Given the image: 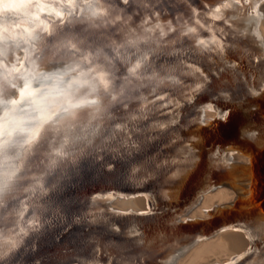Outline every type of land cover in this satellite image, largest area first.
Returning <instances> with one entry per match:
<instances>
[{"label": "bare ground", "instance_id": "1", "mask_svg": "<svg viewBox=\"0 0 264 264\" xmlns=\"http://www.w3.org/2000/svg\"><path fill=\"white\" fill-rule=\"evenodd\" d=\"M121 1L125 0L120 2L97 0L93 2L94 5L73 9L68 12L64 23L53 26L48 38H37L36 33L23 31L15 32V38L5 40L3 37L9 34L2 29L6 26H3L2 21L4 15L0 14V44L4 40L8 41L6 48L1 49L0 46V59L2 56L3 59L11 56V51L15 52L17 46L27 51L25 66L19 73H11L0 66V140L3 139L4 128L9 120L15 121L20 128L28 129L27 135H31L34 127L42 125L36 139L30 144L23 148L13 144L6 150L7 154L13 157L17 152L20 153L19 159L14 162L21 163L22 167L8 187L0 192V237H8V240L0 238V264H18L17 261L29 258L27 255L31 250L40 246L36 244L42 239L44 244L48 237L54 234V231H51L48 235V230L53 226L64 228L71 223L76 224L77 220L82 223L87 219L90 223L95 220L94 214L77 215L83 211L78 207L81 205L78 198L87 200L86 191H97L100 186L122 191L123 185L119 184V181L123 178L142 173L147 176L157 168L163 171L164 167L167 168L165 176L172 177L171 182L174 183L175 175L190 170L193 162L208 163L210 148L208 141H221L235 133L238 134V131L216 127L181 128L176 120L186 117V111L190 109L187 102L189 98L186 100L185 89L180 85L182 81L163 77L178 72L184 75L188 71L187 69L181 71L184 64L196 61L198 57V52L193 54L196 50V46L193 47L194 40L200 47L206 43H213L218 35L227 38L226 35L228 36L230 31L226 27H232L235 17L240 15V4L243 5L244 14L249 20V30L252 28L250 34L252 38L249 39L264 46V0L166 1V4L173 3L163 11L156 12L149 20H155L152 22L156 23L164 21L165 24L171 23L174 26V21L180 19V23L172 28L180 32L174 46L185 43L192 46L189 49L169 47L173 51L165 50L169 49L168 47L160 48L162 50L159 47L154 48L153 44L156 43H151V48L125 46L122 37L130 30L138 10L146 8L147 5H156L160 0H146L148 3L127 0L124 4H121ZM22 2L23 0L12 1L14 4ZM97 8L104 9V14L93 16L91 9ZM210 35L212 37L208 38ZM201 41L204 43H200ZM245 41L246 39H241L238 45L248 54L245 55L242 51V54L236 55L247 60L258 48L250 46ZM216 42L217 40L215 44ZM137 61L140 62V68L131 73L129 69ZM204 61L205 58L202 59V62ZM164 65H167V72L159 71ZM54 69L58 71L54 72ZM89 69L92 71L89 72ZM101 71L106 73L111 81L107 90L115 91L114 95L102 94L105 89L97 80L92 79L95 73ZM146 72L154 76H146ZM50 73L54 74L51 81H48L45 77ZM74 81H79L81 85H76ZM85 81H88L89 85H86ZM39 82L45 85L41 92L35 91L39 87ZM25 84L29 87L25 88ZM255 86H257L255 89L264 95V81H256ZM93 87L95 92L92 91ZM157 90L165 94L163 103L168 114L157 110L155 108L157 101L150 98ZM93 97L99 99L98 104H83L84 100ZM14 99L20 103L17 105L5 103ZM119 103L122 106L115 111L112 110L113 105ZM9 109L11 110L7 111ZM53 112L57 115L53 116ZM210 115L206 112L205 118H209ZM33 116L37 117L35 122L31 121ZM56 121L59 123L55 124ZM195 133L201 135L203 139L198 140ZM247 133L249 132L243 131L241 138L249 142ZM183 136H187L189 144L178 148L171 145L154 147L158 146L160 141L164 143L172 139L178 141L179 137ZM231 137L228 140L231 143L242 148L248 147V143L244 141L238 143L237 139ZM24 138L27 137L19 134L13 136L17 142ZM191 144H194L195 152L188 153ZM136 152L148 154L152 159L141 163L128 160V156ZM2 156L3 153L0 152V159ZM231 160L240 162L245 159L235 154ZM262 172L264 166L258 173ZM210 173L237 181L244 178V175L237 172L235 174L219 170L216 165L212 166ZM172 174L174 177L169 176ZM259 177L262 179L261 175ZM92 180H96L94 186L88 184ZM166 183L164 180L163 186ZM69 191L75 192L76 195L65 198ZM234 197L235 193L230 186L226 184L216 186L212 192L204 196L200 207L198 206L193 214L206 217L208 208L216 203L218 205L230 203ZM64 198L67 202H63ZM106 204L116 210L144 209L146 199L143 196L116 198ZM88 209L90 212L95 210L93 206ZM102 213L103 217L108 216ZM95 218L103 221L102 224L98 223L106 229H113L115 222L121 223L127 229L135 226L132 220H124L122 223L115 218L107 220L98 215H95ZM242 224H246V221ZM45 227L47 233L43 231ZM255 229L257 233L258 229ZM162 232L157 229L155 235L162 237ZM210 233V229L203 230L192 240ZM46 234L48 237L44 236ZM250 235L247 230L231 229L217 232L209 239L192 241L172 259L171 264L210 262L218 264L243 251L250 242ZM178 238L179 236L171 237L173 240ZM103 243L100 244L102 249L98 250L102 254L80 248L82 253H73L62 260L61 264L144 263L140 255L129 258L121 256L122 259H119V255L115 254L116 257H112V254L123 251L106 242ZM183 244L181 242V245Z\"/></svg>", "mask_w": 264, "mask_h": 264}, {"label": "water", "instance_id": "2", "mask_svg": "<svg viewBox=\"0 0 264 264\" xmlns=\"http://www.w3.org/2000/svg\"><path fill=\"white\" fill-rule=\"evenodd\" d=\"M12 1L14 0H0V14L4 15L2 18L3 26H6L10 32L12 30L23 32L28 29L30 32L36 33L37 38H48L53 31V26L65 22L68 12L75 8L94 5L93 2L97 0H87V3L85 0H73L72 4H69L68 0H23L20 4H14ZM116 1L120 2V0ZM166 1L168 0H160L156 5H147L146 8L138 10L130 30L122 37L125 46H131V48L147 46L151 48V43H156V45L153 44V47H159V49L174 46L180 32L174 31L172 28L180 23V19L177 22L174 21V26L171 23L165 24L164 21L156 23L152 22L155 20H149L150 17L155 16L156 12L163 11L173 3L166 4ZM134 2L148 3L146 0ZM37 3L45 5V11L39 12L36 7ZM124 3L125 1H121V4ZM5 4H12L14 7L5 8ZM243 9V5L240 4V15L235 17L232 27H226L230 31V34L226 35L227 38L218 35L213 43H206L200 47L194 40L195 45L193 47L196 46V50L193 54L198 52V57L196 61L184 64L181 71L186 69L188 71L184 75L178 72L163 78L182 81L180 85L185 89L186 100L189 98L187 102L190 104V109H187L186 117L176 120L182 126L181 128L211 127L213 129L216 127L217 129L238 131V134H234L235 136L230 134L233 138L230 137L237 139L238 143H242V141L248 143V147L242 148L238 144L231 143L228 141L230 137L221 141L211 140L208 141L210 146L207 156L208 163L193 162L190 170L175 175L174 183L171 182L172 177L167 178L165 176L167 168L164 167L163 171L157 168L147 176L142 173L129 175L127 178L125 177L126 179L123 178L119 181V184L123 185L122 191H115L107 186H100L98 187L99 190L94 192L86 191L88 199H79L81 198L79 197L80 206L76 202V205L83 210L77 215L91 216L94 214L93 218L96 221L93 220L90 223V220L87 219L82 223V221L77 220L76 224L71 223L64 228L51 227L48 230V235L51 231H54V234L50 237L47 234L44 235L48 237L47 241L43 244L44 239H42L40 243L36 244L40 246L33 248L27 255L29 258L21 259L16 263L61 264L62 260L67 259L73 253H82L80 248L102 254L98 250L102 249L100 244L106 242L108 245H113L115 249L123 251L119 254H112V257H116L115 254L119 255V259L140 255L144 259L142 264H171L172 259L190 242L209 239L217 232L224 230L237 229L250 232V242L243 251L231 256L228 260L218 262V264H264V172L258 173L264 166V95L255 89L257 88L255 86L256 81H264V46H260L254 40L249 39L252 38L250 35L252 28L250 27L249 30V20ZM57 11L62 12L63 15L57 16ZM207 37H212V35ZM157 38L159 39L156 42ZM241 39H246L247 44L258 48L256 53L251 52L252 54L248 56L247 60L243 59V56L238 57L236 55L248 54L242 50V46H239L238 41ZM215 40H217V45ZM7 42L5 40L1 42V49L6 48ZM177 47H179L178 49H189L192 46L185 43L173 48L177 49ZM165 50L173 51L172 48ZM26 58L27 51H23V48L17 46L15 52L11 51V56H6L5 59L3 56L1 57L0 66L11 73H19L25 66ZM204 58L205 61L202 62ZM166 67L167 65L162 66L159 71L167 72ZM137 75L138 73H136ZM147 75L154 76L146 72ZM73 83L81 85L79 81ZM198 85H202V87ZM140 88L142 87L140 86ZM102 94L114 95L115 91L112 92L109 89L103 91ZM164 95L157 90L150 98L157 101L155 103L157 110L168 114L163 103ZM113 106L112 110L115 111L122 105L119 103ZM206 112L211 114L209 118H205ZM58 123L59 121L55 122V124ZM55 124L52 126L55 127ZM243 131L249 132L246 134L249 136V142L241 138ZM195 135L198 140L203 139L201 135L199 136L197 133ZM189 143L187 136H183L179 137L178 141L175 139L167 143L160 141L159 145L154 147L171 145L173 148L176 146L178 148ZM191 145L188 153L195 152L194 144ZM235 154L243 156L245 160L232 161L231 157ZM151 159L148 154H137V152L128 156V160H134L138 163ZM213 165L218 166L219 170L223 169L235 174L237 172L244 175V178L237 181L233 178H222L220 174L211 175L210 171ZM260 175L262 179H260ZM169 176H173V174ZM164 180L167 181L165 186H163ZM88 181L85 180V182ZM94 183L96 180H92L88 184L94 186ZM222 184L232 188L235 193L234 200L224 205L214 204L206 210V217L193 214L195 209L200 207V202L204 196ZM145 186H147V190L144 189ZM73 194L76 195L75 192L69 191L65 198L73 197ZM135 196L145 197L146 207L144 209L116 210V208L112 209L110 205L106 204L116 198L127 199ZM65 198L63 202H67ZM91 206L95 210L90 212L88 207L91 208ZM102 212L108 216L103 217ZM95 215L107 220L115 218L118 219L116 221L122 223L124 220H132L135 222V226L127 229L121 223L115 222L113 229H106L101 225L103 221L96 219ZM244 221L246 224H242ZM46 227L43 231L47 233ZM255 228L258 229L257 233ZM157 229L163 231L162 237L155 235ZM209 229L211 230L210 234L204 237L198 236L192 240L198 233ZM174 236H179V238L171 239ZM178 240L180 241L177 242ZM181 242L184 244L181 245Z\"/></svg>", "mask_w": 264, "mask_h": 264}, {"label": "clouds", "instance_id": "3", "mask_svg": "<svg viewBox=\"0 0 264 264\" xmlns=\"http://www.w3.org/2000/svg\"><path fill=\"white\" fill-rule=\"evenodd\" d=\"M69 4L73 3V0H68ZM85 3H87V0H85ZM125 3H127V0H125ZM5 8H11L14 7V5L12 4H5L4 5ZM36 7L38 8L39 12H43L45 11V5L37 3ZM83 11V9H82ZM91 14L93 16L96 15H103L104 14V9H91ZM57 16H62L63 13L60 11L56 12ZM41 23H43V21H41ZM5 32H7L9 35H6L3 37V39L8 40L10 38H15V31L12 30L11 32L9 31V29L5 28L4 29ZM25 31H29L28 29H25ZM73 47H75V45H73ZM137 65H140V62L137 61V63L129 69V71L131 73H135L137 68ZM58 71V69H54V72ZM92 69H89V72H91ZM54 73H50L48 76L45 77L46 80L51 81L52 75ZM92 79L97 80L99 82V84H101L103 86V88L105 90H107L111 84V81L107 78V74L104 72H98L95 73V75L92 77ZM88 81H85V84H87ZM13 87H15V85H13ZM25 88H28L29 85L25 84L24 86ZM45 88V85L43 83L39 82V87H37L35 89V91L37 92H41L43 89ZM92 91H95V87L92 88ZM29 95H31V93H29ZM113 99H115V96L112 97ZM6 104H10V105H17L20 103L19 100H11V101H6ZM99 103V99L96 97H93L91 99H86L83 101V104L85 105H96ZM11 109L7 110L10 111ZM7 111H6V115H7ZM65 111H67V109H65ZM57 113L53 112V116H56ZM37 120L36 116H33L31 118V121L35 122ZM29 122V121H27ZM42 125L36 126L34 127V129H32L31 131V135H27L28 133V129L26 128H20L18 124L15 123V121H7L6 122V126L4 128V132H3V139L0 140V152L3 153L2 159H0V177H2V179H0V192H2L4 189H6L8 187V185L10 184V182L13 180V178L16 176V174L19 172L20 168L22 167L21 163H15L14 161L19 159V155L20 153L17 152L16 156H9L7 154V149L12 146L13 144H16L18 146V148H23L25 145L30 144L33 140L36 139L37 135L39 134L40 130H41ZM14 134H19V135H23L26 136L27 138H24L20 141H16L13 139ZM2 239L8 240V237H0Z\"/></svg>", "mask_w": 264, "mask_h": 264}, {"label": "snow or ice", "instance_id": "4", "mask_svg": "<svg viewBox=\"0 0 264 264\" xmlns=\"http://www.w3.org/2000/svg\"><path fill=\"white\" fill-rule=\"evenodd\" d=\"M217 11H219V9H217ZM200 43H204L203 41H201ZM137 68H140V65H137Z\"/></svg>", "mask_w": 264, "mask_h": 264}]
</instances>
